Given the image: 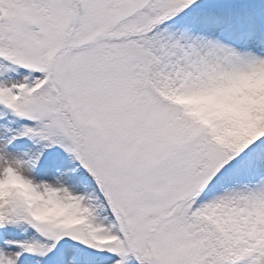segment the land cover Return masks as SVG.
Listing matches in <instances>:
<instances>
[{"label":"snow or ice","instance_id":"6c2138e0","mask_svg":"<svg viewBox=\"0 0 264 264\" xmlns=\"http://www.w3.org/2000/svg\"><path fill=\"white\" fill-rule=\"evenodd\" d=\"M0 264H264V0H0Z\"/></svg>","mask_w":264,"mask_h":264}]
</instances>
